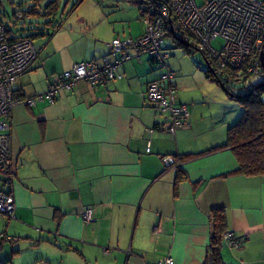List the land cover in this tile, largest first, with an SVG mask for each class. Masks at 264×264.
Listing matches in <instances>:
<instances>
[{
  "label": "crops",
  "instance_id": "obj_1",
  "mask_svg": "<svg viewBox=\"0 0 264 264\" xmlns=\"http://www.w3.org/2000/svg\"><path fill=\"white\" fill-rule=\"evenodd\" d=\"M93 19L80 18L69 29L67 46L37 45V60L14 85L16 96L45 92L75 62L100 60L111 40L145 30L128 36L119 25ZM169 65L177 99L190 110L175 135L147 102V84L163 74L148 54L124 62L121 76L105 85L80 81L54 104L16 105V210L0 218V233L13 238L0 241V251L6 242L19 245L9 261L21 249L33 254L30 264H156L167 257L173 264H204L211 212L224 208L228 231L240 243L223 238V260L264 264V175L236 173L229 148L180 160L187 177L178 182L177 167L162 160L224 144L243 107L205 71L181 73L179 58ZM86 208L93 210L89 223L82 219Z\"/></svg>",
  "mask_w": 264,
  "mask_h": 264
},
{
  "label": "built area",
  "instance_id": "obj_2",
  "mask_svg": "<svg viewBox=\"0 0 264 264\" xmlns=\"http://www.w3.org/2000/svg\"><path fill=\"white\" fill-rule=\"evenodd\" d=\"M148 2L141 36L114 38L108 43V56L75 62L70 69L56 74L45 92L26 98L16 96L14 85L34 64L39 49L31 39L11 38L0 20V218L13 217L16 210L11 127L17 104L33 106L39 101L54 104L61 92L73 90L80 81L105 85L121 76L124 62L148 54L163 74L147 84V102L165 116L168 132L175 135L188 123L190 110L176 96L175 72L168 62L171 54L164 47L168 38L178 46H187L191 53L204 52L213 74L226 86L240 85L245 92L256 85L264 86V0H206L201 5L196 0ZM218 38L224 41L219 49L212 46ZM162 160L166 168L181 165L180 159L172 155H165ZM82 219L85 223L93 220L92 208L83 211ZM223 238L230 246L240 243L232 231H226ZM2 240L13 238L2 232ZM156 264H173V259L167 257Z\"/></svg>",
  "mask_w": 264,
  "mask_h": 264
},
{
  "label": "trees",
  "instance_id": "obj_3",
  "mask_svg": "<svg viewBox=\"0 0 264 264\" xmlns=\"http://www.w3.org/2000/svg\"><path fill=\"white\" fill-rule=\"evenodd\" d=\"M9 1L14 4V0ZM71 1H73V3L67 10L68 4ZM133 1L138 4L139 13L142 18L147 13V5H149L148 0ZM82 2L83 0H66L64 7H62L63 0H49L45 2L43 0H34V4H26L28 9H25L23 1H20L18 10L14 11L13 14L16 21H21L27 17L42 16L48 18L52 14H58L61 8H63L62 13L67 10L66 13L70 15L76 11ZM1 5H3V2ZM41 5H43L42 10H39L38 6ZM0 8L2 9L3 7ZM2 12H5V9H2V11L0 10V20H2L6 25L8 34L11 38H28L35 43L36 39L40 36L50 35L51 37V33L46 34L42 31L38 32V30H40L38 28H32V31L29 32H26L23 28L14 30L12 26L4 21L5 17L2 18V16H5V14ZM46 23L52 25L50 20H47ZM54 26L59 27V24L55 23ZM179 47H184L186 53H191L187 46L179 44ZM202 54L208 64V68L205 70L207 77L222 86L229 97L236 100L243 107V113L234 124L228 127L227 140L224 144L218 145L201 153L185 154L175 157L182 161L214 150L229 148L234 152L239 163V168L235 171L236 173H242L245 175H264V86L260 84L256 85L251 91H240L239 93H234L232 88L226 86L217 76L213 74L212 65H210L211 62L208 60L209 58L204 52H202ZM186 177L187 173L185 170L181 169L180 166L177 167L176 182L181 181ZM211 221L212 234L210 237L207 258L204 264H210V260L213 261V264H227L223 260L221 252L223 246V235L226 231H228L225 209H213L211 212ZM17 252L18 250H13L12 256ZM9 262L11 261L0 262V264H8Z\"/></svg>",
  "mask_w": 264,
  "mask_h": 264
},
{
  "label": "rangeland",
  "instance_id": "obj_4",
  "mask_svg": "<svg viewBox=\"0 0 264 264\" xmlns=\"http://www.w3.org/2000/svg\"><path fill=\"white\" fill-rule=\"evenodd\" d=\"M20 1H23V5L25 9H28L27 5L34 4V0H14V4H12L9 0H3V5L0 4L2 9H5V17L4 21H6L10 26L16 29L23 28L26 32L32 31V28H38L45 32L46 34L51 33L50 35L40 36L36 40V46L42 45L49 41L50 44H54L56 46H67L68 44L62 43L63 39H67L68 31L72 26L78 25L80 18H94L95 22L99 21H108L113 24L119 25V31L122 32L123 29L126 30V35L130 32L131 35L139 34V32L143 29L144 22L140 16L138 4L133 0H83V2L78 6L76 11L68 15L66 11L71 7L73 1L68 4L67 10L62 13L63 8H61L60 12L56 15H50L48 18L46 17H27L21 21H16L14 17V11L18 10ZM49 1V0H43ZM142 1V0H141ZM206 0H196L198 5H201ZM66 0H63L62 7H64ZM42 6H38L39 10H42ZM0 8V10L2 11ZM73 15V16H72ZM50 20L51 24H47L46 21ZM16 23V24H15ZM59 24V27L54 26ZM130 36V35H128ZM133 37V36H131ZM64 40V41H65ZM224 44L222 38H218L212 42V46L214 48L219 49ZM164 47L171 54L169 58V62L171 63L173 58H179V65L175 66L179 69V72L185 73L191 71L195 68L200 72H204L208 68V64L204 58V55L201 51H196L193 53H186L184 47H179L177 44H174L173 40L167 39L164 43ZM38 48V47H37ZM232 87L234 93H239L240 91H244L240 88V85L228 84V87ZM19 245L11 244L10 242H6L4 244L3 249L0 251V262H7L11 260V252L13 249H18ZM21 254L17 257L18 259L12 261L9 264H30L33 254L28 253L29 250H21ZM16 261V262H15Z\"/></svg>",
  "mask_w": 264,
  "mask_h": 264
},
{
  "label": "water",
  "instance_id": "obj_5",
  "mask_svg": "<svg viewBox=\"0 0 264 264\" xmlns=\"http://www.w3.org/2000/svg\"><path fill=\"white\" fill-rule=\"evenodd\" d=\"M210 264H213V261L212 260H210Z\"/></svg>",
  "mask_w": 264,
  "mask_h": 264
}]
</instances>
